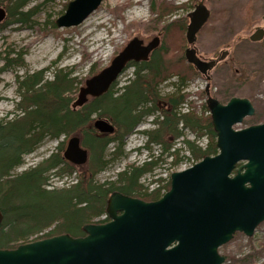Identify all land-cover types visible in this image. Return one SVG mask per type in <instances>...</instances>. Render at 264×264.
I'll use <instances>...</instances> for the list:
<instances>
[{
	"label": "rangeland",
	"instance_id": "rangeland-1",
	"mask_svg": "<svg viewBox=\"0 0 264 264\" xmlns=\"http://www.w3.org/2000/svg\"><path fill=\"white\" fill-rule=\"evenodd\" d=\"M70 1L72 0H30L24 10H33L31 20L9 25L0 31V119L3 117L9 119L18 115L19 111H15V108L21 100L19 84L26 75L43 71L44 79L49 80L57 68L71 72V76L76 78V89L73 94L75 100L85 81L109 66L112 59L133 38L142 40L146 45L157 37L159 44L149 58L156 53H162L165 60H172L170 44L162 29L172 20H178L181 43L179 49L172 55H175L180 72L170 74L161 82H158L156 78L151 79L158 96L167 98L170 95L183 94L184 103L180 113H192L202 119L210 117V111L206 105L208 96L216 98L222 104L233 96L247 98L253 104L255 112L245 117L234 128L241 129L259 124L264 120V36L260 41L249 40V36L257 27H264L262 19L264 0L260 6L253 8L248 5L243 10L242 16L247 27H237L229 23L228 26L232 25L236 29L225 28L221 33L223 38L219 40L215 39L216 34L210 33L217 6L223 8V16L218 19L219 22H223L229 18V11L235 7L236 3L224 4L218 0H168L176 6L162 16L156 10L160 4L159 0H141V3L137 4L134 3L135 0H102L100 5L80 24L57 27L55 21L65 12ZM200 1L209 11V17L196 33L194 43L196 55L201 60L208 61V59H216L222 51L227 52L224 59L218 61L208 73L203 75L196 71L184 56L185 48L189 46L185 37L190 22L188 15L195 10ZM0 4L5 5L7 2L2 1ZM257 9L254 16L253 12ZM134 21L142 24L131 25L128 28L127 25ZM87 23L89 26H86ZM98 33H103L101 40H95ZM9 58H20L22 64L13 62L6 65ZM181 75L184 76L183 86L178 84L182 80ZM133 78L134 66L128 64L112 90L119 91L128 83V80ZM147 79L149 80L148 77ZM207 89L209 94L206 92ZM159 101L162 102V100ZM163 108L159 105V109L145 116L134 132L124 138L123 153L118 158L111 156L114 144L107 147L105 159L108 162L104 169L95 175V182L115 181L117 174L127 166L141 165L144 161L152 159L156 161V165L151 172L140 178V183L147 188L148 192L159 188L160 193H163L170 181L171 173L188 168L200 160H195L191 156L182 141L188 139L199 147L205 148L208 139L204 129L200 136H197L189 127L182 130L183 136L179 139L172 140L171 135H168L166 142L171 144L168 150L162 149L161 145L156 143L147 144L148 136L143 132L157 127L154 121ZM254 121L258 122L252 123ZM180 128L182 126L178 124V129ZM68 138L61 136L51 139L47 135L43 136L34 150L24 155L22 164L14 168L10 174H21L36 166L55 153L60 142H63L65 146ZM173 152L175 154H169ZM84 169L86 165L82 167L75 165L74 172L70 176L50 175L47 188L61 189L70 186ZM105 216L94 218L93 221L102 220ZM48 230L50 228L43 232ZM16 244L21 242L18 241ZM219 253L225 257L223 264H231L233 258L238 260L248 254L255 256V264H261L264 261V221L256 227L251 237L243 233H235L228 243L219 247Z\"/></svg>",
	"mask_w": 264,
	"mask_h": 264
},
{
	"label": "water",
	"instance_id": "water-1",
	"mask_svg": "<svg viewBox=\"0 0 264 264\" xmlns=\"http://www.w3.org/2000/svg\"><path fill=\"white\" fill-rule=\"evenodd\" d=\"M102 0H72L56 19L57 27L80 24ZM6 15L0 6V23ZM185 59L200 73L210 71L224 59L201 60L195 53L196 33L209 11L200 1L189 13ZM264 22V15H263ZM264 27H257L249 40L260 41ZM159 39L144 45L133 38L97 74L81 86L74 106L99 97L117 80L129 61L146 60ZM208 88V87H206ZM207 94L208 89L206 90ZM217 153L204 156L192 166L171 173L169 189L158 199L145 201L120 192L107 199L105 223L83 225L84 236L54 235L14 248H0V264H223L219 247L235 233L251 237L264 221V120L235 129L255 109L247 98L233 96L225 104L208 96ZM93 127L112 134L113 125L96 117ZM64 158L80 166L88 159L77 135L67 139ZM3 213L0 210V224Z\"/></svg>",
	"mask_w": 264,
	"mask_h": 264
},
{
	"label": "trees",
	"instance_id": "trees-1",
	"mask_svg": "<svg viewBox=\"0 0 264 264\" xmlns=\"http://www.w3.org/2000/svg\"><path fill=\"white\" fill-rule=\"evenodd\" d=\"M2 1L7 4H0L6 12L0 23V31L9 25L31 20L33 10H24L30 0H0V3ZM159 2L156 10L162 16L174 8L166 0ZM162 30L167 35L173 54L181 43L179 21L172 20ZM172 32L178 33L175 49L171 45ZM172 54L173 58L169 61L164 59L162 53H156L146 60L128 62L127 65L134 66L132 80H128L127 84L115 92L112 90L114 82L107 92L99 97L87 98L80 106H74L76 78L63 68L55 69L49 80L44 79L43 71H37L20 81L21 100L15 108V111H19L18 115L0 119V210L3 213L0 248H14L18 241L25 243L64 233L79 237L83 225L106 215L107 199L115 191L145 201L158 199L162 194L159 188L148 192L140 183V178L153 170L155 160L149 159L141 165L127 166L117 174L115 181L97 183L94 177L108 162L105 159L107 147L114 144L112 158L122 155L124 138L134 132L145 116L159 109V100H162L164 108L155 118L157 127L143 132L148 136L147 144L156 143L168 150L171 144H167L166 137L171 135L172 140L179 139L183 136L182 130L189 127L197 136L202 135L204 129L208 139L205 148L183 139L182 143L195 160L217 153L216 134L210 117L202 119L192 113H180L184 103L183 94L161 98L152 86L151 79L156 78L161 82L170 74L180 72V66L176 64L175 55ZM13 62L22 64L20 58H9L6 65ZM178 84L184 85V76ZM96 117L107 119L114 127L113 133L104 134L96 130L93 127ZM178 124L182 128L178 129ZM46 135L51 139L77 135L81 146L88 152L86 163L78 166L86 165V169L66 188H47L50 175L70 176L74 172L75 165L63 156L66 146L63 142L59 143L55 153L36 166L21 174H10L22 164L24 155L32 152ZM169 187L170 181L165 186V191ZM48 228L50 230L44 233ZM255 259L253 254H248L238 260L233 258L231 264H255Z\"/></svg>",
	"mask_w": 264,
	"mask_h": 264
},
{
	"label": "bare ground",
	"instance_id": "bare-ground-1",
	"mask_svg": "<svg viewBox=\"0 0 264 264\" xmlns=\"http://www.w3.org/2000/svg\"><path fill=\"white\" fill-rule=\"evenodd\" d=\"M140 2L141 3V0H135L134 3H138ZM218 2H222V3H230V4H233V3H236L235 7H233L232 9H230L229 11V18L226 19L225 21L223 22H219L218 19L221 18L223 16V8L222 6H217V9H216V12L214 14V22L210 28V33L211 34H216V37L215 39L216 40H219L221 38H223L222 36V32H224L223 30H225V28H228V29H236V27L230 25L228 26L227 24L231 23L237 27H242L245 28L247 27L245 24H244V20H243V10L246 9V7L249 5V6H252L253 8L257 7V6H260L261 5V2H263V0H218ZM166 3L168 5H171V6H176V5H173L172 3L168 2V0H166ZM223 5V4H222ZM258 9L253 12L254 16L256 15ZM255 18V17H254ZM142 23L141 22H137V21H134V22H131L130 24L127 25V27L129 28L131 25L133 26H140ZM226 25L228 27H226ZM86 26H89V23L86 24ZM245 26V27H244ZM102 34L103 33H98L95 37V40H101L102 39ZM172 38H171V45H172V48L175 49V44L177 43V35L178 33L177 32H172Z\"/></svg>",
	"mask_w": 264,
	"mask_h": 264
},
{
	"label": "flooded vegetation",
	"instance_id": "flooded-vegetation-1",
	"mask_svg": "<svg viewBox=\"0 0 264 264\" xmlns=\"http://www.w3.org/2000/svg\"><path fill=\"white\" fill-rule=\"evenodd\" d=\"M186 48H187V47H186ZM186 48H185V49H186ZM153 50H154V49H153ZM153 50H152V51H153ZM152 51H151V52H152ZM195 53H196V51H195ZM150 54H151V53H150ZM150 54H149V55H150ZM149 55H148V57H149ZM209 60H213V59H208V61H209ZM208 61L205 60V62H208ZM194 68H195V67H194ZM208 72H209V71H206L205 73H201V74L203 75V74H206V73H208ZM199 73H200V72H199ZM158 104H159V105H162L161 102H159ZM108 220H109V219L105 216L104 219H102V220H98V221H93V222H95V223H105V222H107ZM84 235H85V233H84L83 230H82V234H80L79 237H80V236H84Z\"/></svg>",
	"mask_w": 264,
	"mask_h": 264
}]
</instances>
